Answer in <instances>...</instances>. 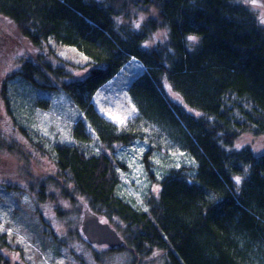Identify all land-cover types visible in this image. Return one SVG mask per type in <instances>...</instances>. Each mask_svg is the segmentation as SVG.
I'll use <instances>...</instances> for the list:
<instances>
[{"label":"trees","instance_id":"16d2710c","mask_svg":"<svg viewBox=\"0 0 264 264\" xmlns=\"http://www.w3.org/2000/svg\"><path fill=\"white\" fill-rule=\"evenodd\" d=\"M259 1L0 0V36H20L36 49L52 40L77 48L95 64L88 76L62 90L102 144L130 147L145 140L134 124L118 132L93 104L97 91L131 59L144 65L146 72L129 88L138 120L160 127L194 167L168 168L157 179L155 158L166 147L151 145L141 160L160 191L147 195L143 210L117 196L122 163L91 148L85 122L75 126L76 144H59L54 151L58 185L72 196L73 184L95 213L118 216L125 225L123 248L137 256L160 251L166 264H264V154L232 151L245 135H264ZM159 32L165 35L153 42ZM42 68L28 64L21 76L53 90L39 83H49ZM168 93L181 103L171 102ZM7 244L0 233V249ZM5 261L0 254V264Z\"/></svg>","mask_w":264,"mask_h":264},{"label":"rangeland","instance_id":"374dc122","mask_svg":"<svg viewBox=\"0 0 264 264\" xmlns=\"http://www.w3.org/2000/svg\"><path fill=\"white\" fill-rule=\"evenodd\" d=\"M255 8L264 25V0ZM164 35L157 33L153 42L160 41ZM197 42V39L193 41ZM28 64L43 66L49 83L44 79L39 83L53 90L34 87L21 76ZM47 67L56 72H48ZM94 67L75 47L60 46L51 40L36 49L20 36H0V233L7 235L8 243L0 249L6 258L2 264H166L164 252L137 256L124 248L111 250L106 245H90L80 230L87 199L71 183L68 189L72 196L66 194L54 178L59 171L55 148L59 144H76L74 129L80 121L86 123L91 134V148L113 154L122 163L119 168L122 183L117 196L135 209L147 210V195H157L160 191L147 177L141 160L151 145L166 147L164 154L155 158L157 179L168 168L194 167V161L178 144H172L160 127H147L138 120L139 110L129 88L146 69L134 58L97 91L93 104L101 116L115 124L118 132L129 131L134 124L145 133V140H137L130 147L100 143L84 113L62 90V85L84 79ZM168 97L171 102L181 103L172 93ZM245 148L257 155L264 154V135H245L232 151ZM191 175L194 177L195 172ZM73 194L78 204L77 214ZM98 215L126 238L125 225L118 216L108 219L104 212Z\"/></svg>","mask_w":264,"mask_h":264},{"label":"water","instance_id":"95a60500","mask_svg":"<svg viewBox=\"0 0 264 264\" xmlns=\"http://www.w3.org/2000/svg\"><path fill=\"white\" fill-rule=\"evenodd\" d=\"M80 230L90 245H106L111 250L126 246V241L119 232L109 223L103 222L88 206L82 211Z\"/></svg>","mask_w":264,"mask_h":264},{"label":"snow or ice","instance_id":"6c2138e0","mask_svg":"<svg viewBox=\"0 0 264 264\" xmlns=\"http://www.w3.org/2000/svg\"><path fill=\"white\" fill-rule=\"evenodd\" d=\"M253 2L255 3V0H253ZM262 22H264V21H262ZM189 39L194 41L196 38L195 37H189ZM121 123H123V121H121ZM239 182H240V179L237 178V183H239Z\"/></svg>","mask_w":264,"mask_h":264}]
</instances>
